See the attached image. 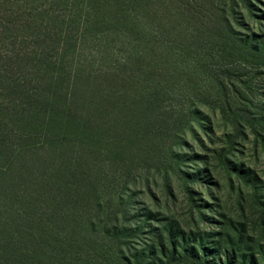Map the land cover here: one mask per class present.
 Instances as JSON below:
<instances>
[{
  "label": "rangeland",
  "instance_id": "1",
  "mask_svg": "<svg viewBox=\"0 0 264 264\" xmlns=\"http://www.w3.org/2000/svg\"><path fill=\"white\" fill-rule=\"evenodd\" d=\"M263 54L264 0H0V79L22 87L0 85V103L64 94L73 81L114 88L109 133L92 152L93 184L81 183L91 189L88 210L74 243L53 253L62 264H201L182 246L197 247L205 234L214 262L223 230L237 242L244 234L258 254ZM71 133L78 141L85 131ZM93 135L91 146L101 138ZM60 221L55 212L50 222ZM167 227L172 259L156 239Z\"/></svg>",
  "mask_w": 264,
  "mask_h": 264
},
{
  "label": "trees",
  "instance_id": "2",
  "mask_svg": "<svg viewBox=\"0 0 264 264\" xmlns=\"http://www.w3.org/2000/svg\"><path fill=\"white\" fill-rule=\"evenodd\" d=\"M5 71L0 69V73ZM77 82L69 83L64 94L56 91L55 95L37 97L24 94L26 100L14 104L13 108L0 103L3 116L0 122V264H62L61 256L53 254L56 245L74 243L79 234V215L89 205L85 194L91 190L83 189L81 183L93 184V175L89 174L96 168L92 152L109 133L107 117L113 114L111 109L116 101L111 97L114 88H104L97 81L88 80L83 85ZM6 83L7 93L8 88L22 90L16 82L0 79V85ZM56 87L55 90L62 92L61 84ZM79 128L85 131L83 139H70L71 132ZM37 131H47V134L43 141L36 143L33 139ZM93 134H100L101 138L91 146ZM78 196H83V200L76 206ZM96 205L101 208L100 204ZM55 212L59 213L60 223L50 222ZM58 229H65V233ZM164 230L156 239L162 254L172 259L173 252L167 250L166 241L172 246L177 244L175 234L168 227ZM176 233L183 243L187 242L184 232ZM216 237L213 250L219 258L214 262L208 258L209 250L202 246L208 234L201 236L199 243L202 244L197 247L182 248L201 264H264V244L256 254L245 246L248 238L242 233L238 242L224 230Z\"/></svg>",
  "mask_w": 264,
  "mask_h": 264
}]
</instances>
